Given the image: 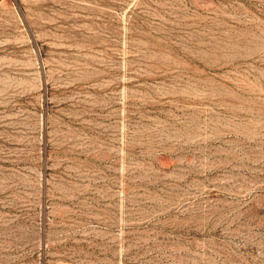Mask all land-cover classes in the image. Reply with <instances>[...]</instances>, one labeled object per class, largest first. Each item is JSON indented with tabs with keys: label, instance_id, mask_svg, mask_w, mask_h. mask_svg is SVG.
Returning a JSON list of instances; mask_svg holds the SVG:
<instances>
[{
	"label": "rangeland",
	"instance_id": "rangeland-1",
	"mask_svg": "<svg viewBox=\"0 0 264 264\" xmlns=\"http://www.w3.org/2000/svg\"><path fill=\"white\" fill-rule=\"evenodd\" d=\"M0 264H264V0H0Z\"/></svg>",
	"mask_w": 264,
	"mask_h": 264
}]
</instances>
